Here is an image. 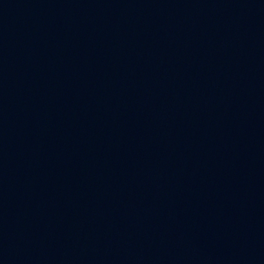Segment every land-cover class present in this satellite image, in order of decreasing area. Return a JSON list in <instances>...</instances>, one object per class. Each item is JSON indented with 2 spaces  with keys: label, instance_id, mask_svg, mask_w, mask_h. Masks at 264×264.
<instances>
[{
  "label": "water",
  "instance_id": "obj_1",
  "mask_svg": "<svg viewBox=\"0 0 264 264\" xmlns=\"http://www.w3.org/2000/svg\"><path fill=\"white\" fill-rule=\"evenodd\" d=\"M0 264H264V0H0Z\"/></svg>",
  "mask_w": 264,
  "mask_h": 264
}]
</instances>
